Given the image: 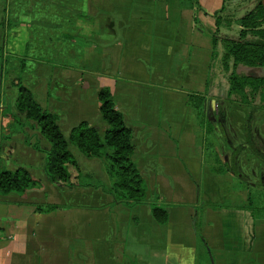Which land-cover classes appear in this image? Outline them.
<instances>
[{"label":"crops","instance_id":"1","mask_svg":"<svg viewBox=\"0 0 264 264\" xmlns=\"http://www.w3.org/2000/svg\"><path fill=\"white\" fill-rule=\"evenodd\" d=\"M76 1L85 3L81 12H56L54 19L76 36L78 63L40 65L38 79L28 85L24 74V84L43 109L60 116L66 137L83 121L100 123L98 93L108 89L132 132L134 163L149 198L169 206V222L159 224L149 204L130 208L100 188L50 182L43 151L51 144L27 127L6 142L0 170L24 168L41 185L25 196L0 195V264H264V222L235 206L212 207L245 204L246 189L212 172L199 116L189 104L192 94L205 96L211 120L228 123L219 84L227 79V96L230 76L214 46L226 0ZM5 7L0 0V22ZM10 87L1 91L2 111L14 106L18 90ZM242 109L236 119L245 128L248 109ZM253 129L257 134L254 123ZM210 139L222 159L226 144L217 133ZM242 139L238 144L245 132ZM238 164L251 183L256 169L263 170L250 150Z\"/></svg>","mask_w":264,"mask_h":264},{"label":"trees","instance_id":"2","mask_svg":"<svg viewBox=\"0 0 264 264\" xmlns=\"http://www.w3.org/2000/svg\"><path fill=\"white\" fill-rule=\"evenodd\" d=\"M198 1V0H196ZM224 10V9H223ZM56 23L49 29L50 37L45 35V29H39L40 39H33V25L26 23L30 35L26 44V56L20 59V68L24 72L27 59L30 57L41 58L42 53H50L51 59L45 56L42 60L53 62L58 65H65L69 60L68 67H74L78 63L80 51L78 50L76 36L68 32L62 25V19H55ZM72 18L69 19L71 21ZM68 21V19H63ZM22 24V23H21ZM241 30L238 38H224L227 43L228 53L224 55V69L230 71L228 59L233 58V70L229 77V96L243 92L250 88L251 100L247 106L248 114L245 121V142L237 144L230 139L226 140V153L220 159L214 151V143L210 139L217 131L221 130L225 136L223 126L211 120L209 104L205 96L192 94L189 104L197 111L199 124L203 129V143L205 148V159L213 160L211 169L214 174L229 175L234 183L243 185L246 189L245 204L232 203L227 201L222 205H214V208L244 209L251 212L256 221L264 222V189L256 190L253 185L243 176L239 168V156L244 150L257 157L264 169V144L258 139L253 129L256 114L264 111V0H258L254 9L247 12L240 20ZM221 25L220 15L217 16V34L214 37V46L219 41L218 33ZM41 41V42H40ZM34 43L41 45L34 48ZM33 45V46H32ZM36 52V55L34 54ZM10 58L5 57L4 47H0V102L2 103L1 91L4 81L10 78ZM247 66L260 72L259 75L253 72L248 75H241L237 72L240 66ZM11 86L17 88L18 94L14 106H6L1 117L10 120L4 126L0 122V152L6 142L15 133L24 132L30 127L40 131L51 144L48 151H43L39 143L33 148L45 152V174L50 182L60 187H94L113 196L115 202L133 208L138 205L149 204L156 221L161 225L169 222V206L158 202V196L149 198V186L144 176L134 163V147L132 132L126 126L123 114L116 109L111 92L102 89L98 93L99 116L102 126L83 121L74 127L69 136L66 137L59 123L60 116L51 113L41 107L33 92L25 86L21 78L12 79ZM26 143L30 145L29 138ZM73 149L78 150L86 159L99 161L103 164L105 173L110 180V185L100 181L92 180L95 173L86 171L74 155ZM210 163V162H209ZM264 177V173H263ZM41 183L26 169L19 168L16 171H0V195L17 193L25 196ZM264 188V183L262 184ZM57 210L62 207L49 206ZM1 233V230H0Z\"/></svg>","mask_w":264,"mask_h":264},{"label":"rangeland","instance_id":"3","mask_svg":"<svg viewBox=\"0 0 264 264\" xmlns=\"http://www.w3.org/2000/svg\"><path fill=\"white\" fill-rule=\"evenodd\" d=\"M257 1L258 0H226L225 8L220 14L221 25L218 33V45L220 50V52H218V55L222 56L223 63L224 55L229 51L227 43L223 39L226 37L232 39L238 38L241 30V26L239 24L240 20L242 19V17L245 16L247 12L254 9ZM5 3L6 7L5 15L3 17L4 19L0 22V47H4L5 57L10 58V64L8 67L10 78L4 81L2 90L11 88L10 85L12 79L14 80L16 78H21L24 84V74L25 76L27 75V77H29V80L25 83L29 85V83L35 82L38 79V67L47 63H53L42 60L43 56H45V59L46 57L48 58V60L51 59V54L44 52L42 53V56H40L41 58L29 57L27 59L28 61L26 63V67L24 68V72L19 70L20 59L26 56V51H24L25 43L28 37H30L27 28L24 24L29 23L33 25V39H36L35 41H39L41 40L40 32H38L39 29H45V35H47V37H50L51 33L49 32L48 27L46 25L52 26L56 23V20L54 19L58 17L56 12L66 14L69 13L75 15L76 13L81 12L84 7L83 4L85 5V3L82 4L80 2H77L76 0H5ZM88 10L91 9L88 8ZM58 20H60V18ZM36 46H38V44L34 43L35 50ZM40 46L41 45H39L38 47ZM34 54L36 55V52ZM228 65L230 71H227V74H229L230 76L233 70L232 57L228 59ZM237 72L241 75H248L253 72L257 73V75L260 74L259 71L244 65L240 66ZM226 80L224 78V84H219V89L220 92L223 94L224 101H226L227 105H229L230 116L227 120L228 125L226 124V122L222 124L223 129L225 131V136L222 134L221 130H219V132L217 131V137L219 140L224 141L223 145L226 144L225 137L238 144V141L243 140L242 137H244V124L242 123L241 119L237 121L236 117H238V114L242 112V108L247 107L244 104H250L252 91L250 88H246L241 93H236L232 96H226ZM24 85L26 86V84ZM213 102H215V100H213ZM214 108L215 104H213L210 108L212 112L214 111ZM1 113L2 110H0V118ZM210 117L214 118V115L211 113ZM221 122L222 120L218 121V124L220 125ZM91 124H98L100 127L102 126L101 121L100 123L95 122ZM254 126L258 137L262 140L264 144V112H259L256 114ZM73 152L75 157L79 161L81 168L96 174L92 180L96 182L100 181L102 183L108 182V184L110 185L111 182L105 173V169L102 163L96 160L84 158L83 155H81V153L76 149H73ZM243 160H247V157H243ZM247 165L246 169H248ZM0 169L2 168L0 167ZM262 174V169H256L255 181L252 182L255 185V189L259 191H262Z\"/></svg>","mask_w":264,"mask_h":264},{"label":"flooded vegetation","instance_id":"4","mask_svg":"<svg viewBox=\"0 0 264 264\" xmlns=\"http://www.w3.org/2000/svg\"><path fill=\"white\" fill-rule=\"evenodd\" d=\"M257 135V134H256ZM257 137H258V135H257ZM258 139L262 142V140L258 137ZM263 143V142H262ZM263 166V165H262ZM263 173H264V169H263ZM261 179L263 180L262 181V183H261V186H262V184L264 183V177H263V174L261 175ZM249 181V180H248ZM250 182V181H249ZM251 183V182H250ZM252 185H253V187L255 186L253 183H251ZM255 188V187H254ZM262 189H264L263 188V186H262Z\"/></svg>","mask_w":264,"mask_h":264}]
</instances>
